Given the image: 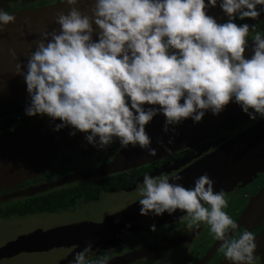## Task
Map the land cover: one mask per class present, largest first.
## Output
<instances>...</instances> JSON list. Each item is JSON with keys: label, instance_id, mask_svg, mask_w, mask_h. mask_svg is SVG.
Listing matches in <instances>:
<instances>
[{"label": "clouds", "instance_id": "1", "mask_svg": "<svg viewBox=\"0 0 264 264\" xmlns=\"http://www.w3.org/2000/svg\"><path fill=\"white\" fill-rule=\"evenodd\" d=\"M62 3L68 11L56 13L59 29L42 32L26 63L16 64L26 85L25 116L46 117L53 132L82 133V148L101 152L118 141L150 156L157 153L146 125L157 115L164 117L162 131L173 134L167 145L157 138L166 152L176 126L188 118L198 123L208 112L219 115L230 102L249 120L264 119V34L236 22L258 19L264 0H90V14L80 10L81 0ZM217 6L223 22L209 14ZM14 22L0 6V31ZM182 179L145 173L137 188L139 214L182 210L189 226L203 222L222 242L229 264H255V237L248 230L236 235L239 225L224 210L225 191H214L207 172L191 187ZM93 255L89 241L69 264H109L108 256Z\"/></svg>", "mask_w": 264, "mask_h": 264}, {"label": "flooded vegetation", "instance_id": "2", "mask_svg": "<svg viewBox=\"0 0 264 264\" xmlns=\"http://www.w3.org/2000/svg\"><path fill=\"white\" fill-rule=\"evenodd\" d=\"M61 1L0 0L9 12ZM236 22L254 24L255 31L264 34V14ZM253 35L250 28L247 39ZM246 55H251L250 49ZM26 98L0 107V138L20 130L33 134L9 143L0 155L45 141L55 143L52 150L23 160L17 174L0 181V264H69L89 241L92 258L106 255L109 264H229L220 248L222 242L213 238L203 222L199 227L189 226L180 218L182 210L154 218L140 215L137 188L145 173L184 177L189 169L195 173L192 181L179 183L193 186L202 175L194 169L198 161L264 119L251 121L230 102L219 115L208 112L198 123L188 118L176 126L174 141L194 132L199 137L178 147L168 145L172 151L166 152L157 138L167 145L173 134L162 131L164 117L157 115L146 125L156 156L139 147L121 148L118 141L98 152L90 145L81 147L86 143L82 133L70 137L67 128L53 132L46 117L25 116ZM257 145L254 156L260 162L254 161L262 165L259 169L239 165L234 176L222 170L209 177L215 182L214 191L222 188L226 193L224 210L239 225L236 235L243 230L253 233L255 264H264V137ZM50 205L56 208L45 209ZM153 223L156 230L150 231ZM126 224L131 227L125 228Z\"/></svg>", "mask_w": 264, "mask_h": 264}, {"label": "water", "instance_id": "3", "mask_svg": "<svg viewBox=\"0 0 264 264\" xmlns=\"http://www.w3.org/2000/svg\"><path fill=\"white\" fill-rule=\"evenodd\" d=\"M86 5L90 7V0H81L79 8L82 12L90 14L89 7H86ZM59 11H64L65 13L68 11V6L62 3V1L10 12L15 16V22L10 23L4 31H0V107L14 103L17 100H22L27 96L24 79L22 76L16 74V64L26 63L28 55L36 48L35 41L40 37L42 32L59 29V25L55 23V16ZM209 14L213 15L217 21L226 18L218 6L210 9ZM10 50L15 52L16 59L12 57ZM203 130H206V128ZM32 134L33 132L29 130H20L3 136L0 138V150H4L9 143L27 138L26 136ZM197 137H199L198 132H194L187 138L182 139L181 137V139L175 140L174 143L178 144L176 146L178 147L182 143ZM263 137L264 122L247 129L222 148L202 158L196 163L198 166L194 169L201 174L207 172L208 175L215 171L225 170L229 172L228 174L233 173L232 176L236 174L234 173L235 168L239 165L259 169L262 165H259L258 162L260 161L254 155L258 150L257 143ZM44 138H47V136ZM41 140L43 139L41 138ZM41 140H38V142ZM53 143L55 142L45 141L17 150L14 148L8 155L1 154L0 181L6 179V176L10 174H17L18 170H20L19 168L23 166V160H28L34 156L37 157L44 151L52 150L54 148L52 146ZM254 158L258 162L254 161ZM192 171V169H189L184 173L183 182L189 183L192 181L191 176L195 174ZM262 240L264 241V233Z\"/></svg>", "mask_w": 264, "mask_h": 264}, {"label": "trees", "instance_id": "4", "mask_svg": "<svg viewBox=\"0 0 264 264\" xmlns=\"http://www.w3.org/2000/svg\"><path fill=\"white\" fill-rule=\"evenodd\" d=\"M54 208H56L54 205H50V206L45 207V209H47V210H52Z\"/></svg>", "mask_w": 264, "mask_h": 264}, {"label": "rangeland", "instance_id": "5", "mask_svg": "<svg viewBox=\"0 0 264 264\" xmlns=\"http://www.w3.org/2000/svg\"><path fill=\"white\" fill-rule=\"evenodd\" d=\"M0 6H2V3L0 2ZM42 131H44V129H42ZM47 132H44V134H46Z\"/></svg>", "mask_w": 264, "mask_h": 264}]
</instances>
